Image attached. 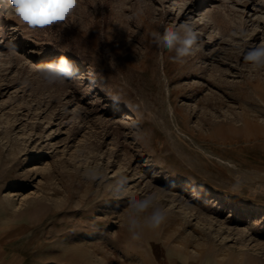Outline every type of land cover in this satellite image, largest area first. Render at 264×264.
Wrapping results in <instances>:
<instances>
[{"label": "rangeland", "instance_id": "1", "mask_svg": "<svg viewBox=\"0 0 264 264\" xmlns=\"http://www.w3.org/2000/svg\"><path fill=\"white\" fill-rule=\"evenodd\" d=\"M10 8L0 0V38L17 51L0 43L9 264H264V71L243 61L264 44V0H80L44 31ZM186 20L203 47L177 63L149 33ZM61 55L79 75L48 85L36 66ZM121 175L166 214L138 240L128 196L111 191Z\"/></svg>", "mask_w": 264, "mask_h": 264}, {"label": "clouds", "instance_id": "2", "mask_svg": "<svg viewBox=\"0 0 264 264\" xmlns=\"http://www.w3.org/2000/svg\"><path fill=\"white\" fill-rule=\"evenodd\" d=\"M10 10L6 18L29 31H44L54 26H66L80 6V0H9ZM138 14H142V11ZM150 43L168 52H174L172 60L183 63L186 57L202 50L200 37L193 24L186 20L176 27L162 24L149 33ZM4 44V53H17L13 38H0ZM243 61L257 71H264V44L248 48L243 54ZM36 73L48 85H64L79 75V69L66 56L36 66ZM85 176L93 181L103 179L98 168L85 170ZM174 186V185H173ZM111 191L116 198L128 196L125 210L126 226L132 239L141 238L145 230L157 229L166 219L165 211L157 203L154 195L137 198L128 193V178L124 175L114 180Z\"/></svg>", "mask_w": 264, "mask_h": 264}, {"label": "crops", "instance_id": "3", "mask_svg": "<svg viewBox=\"0 0 264 264\" xmlns=\"http://www.w3.org/2000/svg\"><path fill=\"white\" fill-rule=\"evenodd\" d=\"M0 264H9V261L5 259L4 253L0 250Z\"/></svg>", "mask_w": 264, "mask_h": 264}, {"label": "bare ground", "instance_id": "4", "mask_svg": "<svg viewBox=\"0 0 264 264\" xmlns=\"http://www.w3.org/2000/svg\"><path fill=\"white\" fill-rule=\"evenodd\" d=\"M257 134V133H256Z\"/></svg>", "mask_w": 264, "mask_h": 264}]
</instances>
